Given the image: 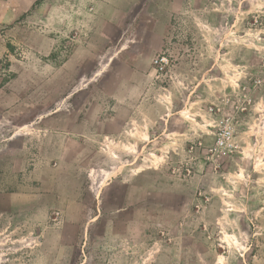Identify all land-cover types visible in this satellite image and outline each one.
<instances>
[{"label": "rangeland", "instance_id": "obj_1", "mask_svg": "<svg viewBox=\"0 0 264 264\" xmlns=\"http://www.w3.org/2000/svg\"><path fill=\"white\" fill-rule=\"evenodd\" d=\"M176 2L106 45L0 0V264H264V0Z\"/></svg>", "mask_w": 264, "mask_h": 264}, {"label": "crops", "instance_id": "obj_2", "mask_svg": "<svg viewBox=\"0 0 264 264\" xmlns=\"http://www.w3.org/2000/svg\"><path fill=\"white\" fill-rule=\"evenodd\" d=\"M177 0H60V24L63 29L70 24L72 28L88 35L80 36V40L92 41L99 38L106 45L113 43L120 35L124 24L130 17H135L142 24L148 19L150 14L159 25L153 28L157 45L164 26L166 17L170 19L174 16L177 8ZM149 9L152 11L149 12ZM156 23V24H157ZM86 27V29H85ZM100 49L98 44L88 42L74 46L72 57L73 64L88 62L81 59L84 56L90 58L94 51ZM81 50H84L82 53ZM156 69L152 66L150 74H156Z\"/></svg>", "mask_w": 264, "mask_h": 264}, {"label": "built area", "instance_id": "obj_3", "mask_svg": "<svg viewBox=\"0 0 264 264\" xmlns=\"http://www.w3.org/2000/svg\"><path fill=\"white\" fill-rule=\"evenodd\" d=\"M153 66L156 69L157 73H163L170 66L171 60L170 57L165 54L156 55L153 60ZM233 135V126L230 120L222 119L221 127L219 129V133L216 138V147H221L227 143L232 138Z\"/></svg>", "mask_w": 264, "mask_h": 264}]
</instances>
